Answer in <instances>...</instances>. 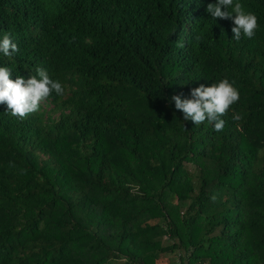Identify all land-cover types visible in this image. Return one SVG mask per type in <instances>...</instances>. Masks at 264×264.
Segmentation results:
<instances>
[{"label": "trees", "instance_id": "obj_1", "mask_svg": "<svg viewBox=\"0 0 264 264\" xmlns=\"http://www.w3.org/2000/svg\"><path fill=\"white\" fill-rule=\"evenodd\" d=\"M239 2L237 42L216 0H0V67L64 87L0 105V264H264V0ZM225 78L223 131L185 121L172 97Z\"/></svg>", "mask_w": 264, "mask_h": 264}, {"label": "clouds", "instance_id": "obj_2", "mask_svg": "<svg viewBox=\"0 0 264 264\" xmlns=\"http://www.w3.org/2000/svg\"><path fill=\"white\" fill-rule=\"evenodd\" d=\"M232 11L229 12L228 9ZM225 9V10H222ZM206 11L213 19H231L233 24L231 31L233 39L239 42L242 38L252 39L258 29V20L254 13L246 12L239 0H216L215 4H209ZM19 48L5 34L0 39V53L5 56L13 55ZM11 71L8 67H0V105L6 104L8 111L14 117L21 119L29 114L39 111L42 102L46 101L55 92L57 95L64 94V87L59 81L52 80L48 72L42 68H36V75L30 76L27 80L17 77L14 81L10 79ZM240 94L234 86V82L222 79L211 86L201 84L191 90L190 98L182 99L181 96H173L175 108L183 113L185 121H192L195 125L203 124L207 121L214 125L216 132L223 131L225 120L229 109L239 101ZM234 121H241L240 114H233ZM215 202L216 195L211 197Z\"/></svg>", "mask_w": 264, "mask_h": 264}, {"label": "rangeland", "instance_id": "obj_3", "mask_svg": "<svg viewBox=\"0 0 264 264\" xmlns=\"http://www.w3.org/2000/svg\"><path fill=\"white\" fill-rule=\"evenodd\" d=\"M188 167H190L191 170H194V166H189V165H188ZM191 170H190V171H191ZM164 257H165V260H166V261H168L169 258L172 259V260H174V261H177L178 254H177V253H174V254H168V255H166V256H164Z\"/></svg>", "mask_w": 264, "mask_h": 264}]
</instances>
